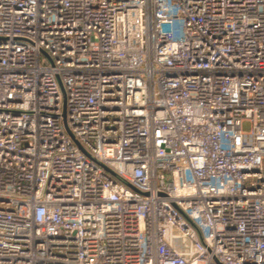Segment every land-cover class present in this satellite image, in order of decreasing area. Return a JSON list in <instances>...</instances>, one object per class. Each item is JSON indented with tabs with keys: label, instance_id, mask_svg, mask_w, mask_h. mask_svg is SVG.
I'll use <instances>...</instances> for the list:
<instances>
[{
	"label": "built area",
	"instance_id": "1",
	"mask_svg": "<svg viewBox=\"0 0 264 264\" xmlns=\"http://www.w3.org/2000/svg\"><path fill=\"white\" fill-rule=\"evenodd\" d=\"M0 264H264V0H0Z\"/></svg>",
	"mask_w": 264,
	"mask_h": 264
},
{
	"label": "rangeland",
	"instance_id": "2",
	"mask_svg": "<svg viewBox=\"0 0 264 264\" xmlns=\"http://www.w3.org/2000/svg\"><path fill=\"white\" fill-rule=\"evenodd\" d=\"M242 129H243V131H245V132L249 131V129H250V124L247 123V122H244L243 125H242Z\"/></svg>",
	"mask_w": 264,
	"mask_h": 264
}]
</instances>
